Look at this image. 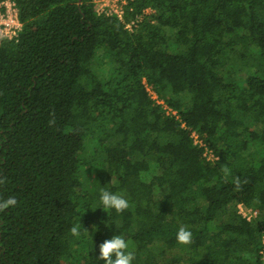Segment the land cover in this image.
<instances>
[{"label":"trees","instance_id":"16d2710c","mask_svg":"<svg viewBox=\"0 0 264 264\" xmlns=\"http://www.w3.org/2000/svg\"><path fill=\"white\" fill-rule=\"evenodd\" d=\"M17 5L23 30L0 43V199L17 200L0 264H104L114 235L132 264H261L264 0H134L132 31L92 0ZM101 190L129 207L104 209Z\"/></svg>","mask_w":264,"mask_h":264},{"label":"built area","instance_id":"2783aa9c","mask_svg":"<svg viewBox=\"0 0 264 264\" xmlns=\"http://www.w3.org/2000/svg\"><path fill=\"white\" fill-rule=\"evenodd\" d=\"M132 1L134 0H92L95 12L98 15L115 16L119 21L124 22V27L130 31H132L136 25V20L133 19L125 22V11L129 3ZM145 12L148 13L150 10L146 9ZM22 30L23 22L19 16L17 0H0V43L3 40L16 41ZM144 84L150 96L163 105V102L157 98V94L151 86L145 81ZM164 108L167 109L165 105ZM169 112L171 114H175L174 110L167 109V113ZM191 136L195 144L198 143L199 145H204L195 131L191 133ZM204 155L209 160H213L214 158V155L208 149L204 151ZM238 211L246 220H251L257 215L256 209L253 207H247L241 203L238 204ZM262 242L264 243V236L262 238ZM261 264H264V253L262 255Z\"/></svg>","mask_w":264,"mask_h":264},{"label":"clouds","instance_id":"9594fccd","mask_svg":"<svg viewBox=\"0 0 264 264\" xmlns=\"http://www.w3.org/2000/svg\"><path fill=\"white\" fill-rule=\"evenodd\" d=\"M55 120L49 121V125H54ZM225 176L230 174V170L227 166L222 169ZM6 182L5 178L0 177V185ZM247 181H244L246 183ZM236 190H239L242 186V182L239 177H235L233 180ZM100 201L104 209H114L117 213L125 211L129 207L128 200L124 196L109 192L107 190H101ZM17 200L15 197H8L7 199H0V212L8 209L9 207H15ZM70 232L73 236H79L80 230L77 227H72ZM177 242L183 245H189L192 243V233L185 227H180L176 235ZM99 260H103L104 264H132L135 259L133 250H130L129 243L119 235H114L111 239L105 240L99 246Z\"/></svg>","mask_w":264,"mask_h":264},{"label":"rangeland","instance_id":"374dc122","mask_svg":"<svg viewBox=\"0 0 264 264\" xmlns=\"http://www.w3.org/2000/svg\"><path fill=\"white\" fill-rule=\"evenodd\" d=\"M104 68L106 69V66H104ZM98 72L100 73V69H98ZM105 74L108 75V71H107V73H106V70H105Z\"/></svg>","mask_w":264,"mask_h":264}]
</instances>
